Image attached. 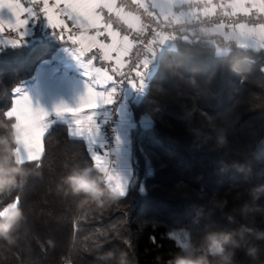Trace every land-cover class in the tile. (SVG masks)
I'll return each mask as SVG.
<instances>
[{"label":"trees","instance_id":"1","mask_svg":"<svg viewBox=\"0 0 264 264\" xmlns=\"http://www.w3.org/2000/svg\"><path fill=\"white\" fill-rule=\"evenodd\" d=\"M195 38L201 43L176 38L159 48L146 70L147 77L153 69L147 88L130 103L132 174L124 196L99 208L59 193V177L91 160L86 143L68 136L67 123L51 126L42 165L25 163L30 175L0 193V208L20 197L25 212L11 238H0V264H117L121 250L129 264H167L184 244L198 246L206 231L242 224L264 230V191L258 209L242 212L250 190L264 186V56L233 45L218 57L201 32ZM64 43L49 38L2 47L0 113L11 106L12 89L32 80ZM213 43L225 44L220 37ZM220 128L223 146L215 140ZM0 135L16 152L15 128L3 115ZM245 240L233 264H264V239L248 233ZM107 249L117 258L97 259Z\"/></svg>","mask_w":264,"mask_h":264},{"label":"snow or ice","instance_id":"2","mask_svg":"<svg viewBox=\"0 0 264 264\" xmlns=\"http://www.w3.org/2000/svg\"><path fill=\"white\" fill-rule=\"evenodd\" d=\"M131 4L135 11L117 0H0V13L4 9L10 13V17L0 14V45L23 44L30 21L40 17L58 39L70 42L71 55L87 78L85 90L75 107L61 103L54 111L58 116L71 114L68 136L86 143L91 166L120 197L125 195L127 178L102 136V125L108 123L105 110L117 105L125 85L147 88L146 70L163 41L181 36L185 41L201 43L191 28L177 31L176 26L199 25L206 45L218 57L227 55L233 45L264 56V22L240 19L254 14L257 19L264 18V0H131ZM226 17L236 20L229 24ZM216 37L225 42L223 47L213 43ZM12 92L11 106L0 115L13 123L20 162L41 166L51 130L50 122H46L49 113L43 107H33L20 86ZM115 143H120L118 135ZM15 201L20 205V197Z\"/></svg>","mask_w":264,"mask_h":264},{"label":"clouds","instance_id":"3","mask_svg":"<svg viewBox=\"0 0 264 264\" xmlns=\"http://www.w3.org/2000/svg\"><path fill=\"white\" fill-rule=\"evenodd\" d=\"M205 135L210 136L211 133ZM215 140L217 146L227 143V135L222 128L216 131ZM12 142L15 143L14 135ZM0 145L3 146L0 148V193H3L20 186L30 175V170L24 167V163L11 162L13 159L18 161L19 157L10 146L7 137L0 135ZM233 166L240 167L235 162ZM57 191L64 196L80 198L79 203L82 204L93 202L99 208L120 198V194L104 183L100 173L92 166L69 168L59 177ZM261 191H264V186L253 187L250 190L252 201L242 205V212L247 213L260 207L255 201L259 199ZM24 219L25 212L15 199L0 208V238H11L13 231ZM248 233H254L257 239H264V230H256L244 224L235 230L206 231L198 246L175 254L167 264H233L234 249L241 247L242 241L246 242L245 237ZM247 251L255 256L257 249L249 246ZM114 258H117V254L113 249L97 253L99 260L108 261ZM117 264H129L128 254L124 250L120 251Z\"/></svg>","mask_w":264,"mask_h":264},{"label":"rangeland","instance_id":"4","mask_svg":"<svg viewBox=\"0 0 264 264\" xmlns=\"http://www.w3.org/2000/svg\"><path fill=\"white\" fill-rule=\"evenodd\" d=\"M63 53L71 55V44H62L51 57L40 62L32 80L26 81L20 85L30 96L33 107H43L47 111L55 112V106L61 103L68 104L72 107L77 105L79 97L85 90V83L78 82L76 84L73 80L77 79V70H81L82 68L75 60L74 62H63L61 60V55ZM75 68L77 69L74 72L70 74L67 73L69 70L73 71ZM50 70H57V77L54 75L52 77L47 76ZM152 70L153 69H149L147 77L150 76ZM65 74L69 75L68 79H66ZM147 77L145 78L146 81ZM66 115L68 116L70 113H65L63 116L57 115L56 119L58 121H66ZM18 145L19 141L17 140V147ZM16 154L18 155L17 149ZM18 162H20V160H18ZM127 190L128 188H126L125 194ZM188 249H190L189 246L184 244V250Z\"/></svg>","mask_w":264,"mask_h":264},{"label":"built area","instance_id":"5","mask_svg":"<svg viewBox=\"0 0 264 264\" xmlns=\"http://www.w3.org/2000/svg\"><path fill=\"white\" fill-rule=\"evenodd\" d=\"M117 3L127 4L131 10L133 11L136 10V6L131 4V0H117ZM106 16H107V13H106ZM112 19L114 21V26H116L114 15L112 16ZM224 19H225V22L229 24L233 23L236 20V18L234 17H226ZM240 19L246 20L249 23L264 22V18L257 19L255 14L250 17H241ZM146 22H148L147 18H146ZM69 23L71 26V22ZM119 27L122 32L125 31V28L122 24L119 25ZM181 27L191 28L195 33L200 32L199 25L193 24V25H185V26H176V30L179 31ZM28 28H29V33L24 38L25 42L21 45L31 44L33 42H38V41H42V40L49 39V38L58 39L57 36L54 34L53 30L50 27H48L43 17H40L39 19H36L35 21H30ZM72 31H77V29L75 27H72ZM177 38H181V36H177ZM3 46L4 45H0V50L2 49ZM130 89H131V86L125 85L119 96L117 105L114 106L113 108H109L105 110V112L107 113L105 118L107 119L108 123L105 125H102V136H103V139L108 141V144L106 146L113 150L112 154L115 157H117V148H118V146L115 143V137L117 136V127L121 121L120 112H121L122 105L126 103L129 98ZM116 109H118V111H116Z\"/></svg>","mask_w":264,"mask_h":264},{"label":"crops","instance_id":"6","mask_svg":"<svg viewBox=\"0 0 264 264\" xmlns=\"http://www.w3.org/2000/svg\"><path fill=\"white\" fill-rule=\"evenodd\" d=\"M25 2H26V0H25ZM0 14H2L5 17H10V13L8 12L7 9L2 10V13H0ZM168 41L169 40L163 41L160 44L159 48H161L162 46L167 44ZM69 44H70V42H69ZM153 59L154 58H151L150 62L153 61ZM61 60L63 62H70V61L74 62L75 59L72 57V55L67 54V53H63L61 55ZM150 62H149V64H150ZM97 66H100V64L97 63ZM105 66H109V65H105ZM76 69L77 68H75L73 71L69 70L67 73L70 74V73L74 72ZM77 71H78L76 73L77 79L73 80V82L76 84L78 82L85 83L87 78L84 76L83 69H81V70L78 69ZM57 74H58L57 70H50L49 75H47V76L52 77L54 75L57 77ZM68 74H65L66 79H68V76H69ZM145 78H146V76H145ZM145 89L141 90V89H134L131 87L130 93H129V98H128L127 102L122 105L121 112H120L121 121L117 127V135L120 137V143H119L118 148H117V158L118 159L116 161V165H117L118 169L121 171V173L127 178L126 188H128V185L130 182V177L132 174V168H131V164H130V134H131V128L133 126V122H132V115H131V110H130V103H131V101L137 100L138 98H140L142 96L143 92L145 91ZM50 112H52V111H48V113L50 115H48V117H46V122H50V128L55 122H63V123H67L69 125L71 114L68 116L66 115V121H58L56 119L57 114L55 112H52V113H50Z\"/></svg>","mask_w":264,"mask_h":264}]
</instances>
